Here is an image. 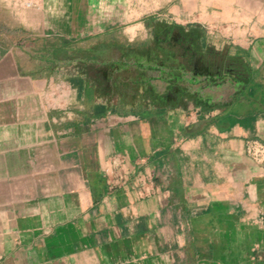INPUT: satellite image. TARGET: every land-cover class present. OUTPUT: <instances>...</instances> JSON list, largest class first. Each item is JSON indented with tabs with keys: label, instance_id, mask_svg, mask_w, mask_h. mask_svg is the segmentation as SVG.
<instances>
[{
	"label": "crops",
	"instance_id": "crops-1",
	"mask_svg": "<svg viewBox=\"0 0 264 264\" xmlns=\"http://www.w3.org/2000/svg\"><path fill=\"white\" fill-rule=\"evenodd\" d=\"M96 2L0 0V264H264V0Z\"/></svg>",
	"mask_w": 264,
	"mask_h": 264
},
{
	"label": "bare ground",
	"instance_id": "bare-ground-1",
	"mask_svg": "<svg viewBox=\"0 0 264 264\" xmlns=\"http://www.w3.org/2000/svg\"><path fill=\"white\" fill-rule=\"evenodd\" d=\"M252 154L260 162L264 163V146L260 144H255Z\"/></svg>",
	"mask_w": 264,
	"mask_h": 264
},
{
	"label": "rangeland",
	"instance_id": "rangeland-1",
	"mask_svg": "<svg viewBox=\"0 0 264 264\" xmlns=\"http://www.w3.org/2000/svg\"><path fill=\"white\" fill-rule=\"evenodd\" d=\"M96 1L99 2V3H103V1L107 2V0H95V2H96ZM97 2H96V3H97ZM96 5H97V4H95V6H96ZM98 7H99V6H98Z\"/></svg>",
	"mask_w": 264,
	"mask_h": 264
}]
</instances>
